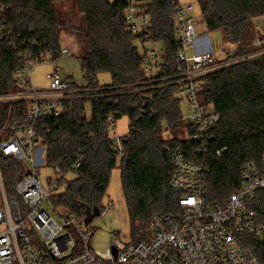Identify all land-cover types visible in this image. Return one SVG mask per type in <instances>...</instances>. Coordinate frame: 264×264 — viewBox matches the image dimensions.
<instances>
[{
  "label": "trees",
  "instance_id": "16d2710c",
  "mask_svg": "<svg viewBox=\"0 0 264 264\" xmlns=\"http://www.w3.org/2000/svg\"><path fill=\"white\" fill-rule=\"evenodd\" d=\"M54 1L58 0H0V20L12 32L11 39L0 35V96L16 91L13 76L21 64V51L30 50L34 57L50 54L53 62L63 58ZM141 1L152 16L153 39L165 45L164 61L170 67L164 78L172 79L180 47L174 35L172 6L162 0ZM78 2L88 27L89 51L80 60L88 82L84 89L90 92L66 101L59 127L51 134L42 133V139L47 147L48 168L67 173L70 162L81 151L85 162L66 193L53 198V202L82 220L86 218V207H97L101 214L106 210L101 201L118 157L109 141L107 117L115 114L120 120L127 116L131 133L123 140L122 181L132 239L138 243L149 239V223L154 216L178 210V198L169 186L173 167L164 147L171 144L193 152L195 145L184 138L193 135L194 130L182 121L176 79L171 83L160 77L153 85L145 84L140 43L126 30V0ZM198 3L209 32L219 31L225 45L236 49L234 54H226L234 61L212 75L201 95L203 103L211 105L220 117L212 130L214 149L225 151L220 157L215 151L206 157L193 155L194 161L205 162L208 167L209 205L224 207L240 188L241 167L247 162L261 164L264 156V44L256 49L245 48L254 38V21L264 18V0ZM101 73L111 75L109 84H100ZM111 99L116 100L114 105L108 104ZM88 103L92 106L90 120L86 117ZM0 109L1 119L5 109ZM163 122L173 136L170 142L164 138ZM1 166L7 190L14 193L25 169L9 158H2ZM251 208L264 226V191L257 193ZM247 239V247L264 264V238Z\"/></svg>",
  "mask_w": 264,
  "mask_h": 264
},
{
  "label": "built area",
  "instance_id": "2783aa9c",
  "mask_svg": "<svg viewBox=\"0 0 264 264\" xmlns=\"http://www.w3.org/2000/svg\"><path fill=\"white\" fill-rule=\"evenodd\" d=\"M162 1L172 6L174 35L180 45L172 79L164 78L170 66L164 61L160 42L152 37V16L145 11L141 0H126L125 21L127 32L139 43L153 44L150 49L144 47L142 53L145 84L153 85L160 77L164 78L163 82L173 83L176 79V96L190 112L182 121L194 133L184 140L193 143L195 150L187 152L184 147L171 144L164 147L173 167L169 186L178 198V210L154 216L149 223L148 240L114 241L105 254L91 249L94 233L90 225L86 226L84 220L69 209L56 207L53 202L57 192L68 189L67 178L83 166L84 152L76 153L67 173L49 168L53 176L43 179L39 175L41 165L48 167L42 133L51 134L59 127L58 119L66 101L90 91L84 89V84L67 79L57 71L47 74V88L38 87L33 72L36 67L52 63V56L34 57L30 50H24L19 53L21 64L13 76L16 91L0 96V107L5 109L0 119V264H261L257 253L247 247V238H264V226L251 208L257 193L264 191V156L261 164L247 162L241 167L240 188L231 194L224 207L209 205L208 167L205 162L193 160V155L214 154L212 130L220 117L211 105L203 103L201 95L212 75L230 63L218 66L222 62L216 52L218 47L210 34H200L201 28L209 30L204 19L195 15L193 4ZM11 34L0 20L1 37L11 39ZM260 43L264 44V37ZM11 45L17 49L14 43ZM61 52L63 58L73 57L63 42ZM220 53L228 54L223 50ZM115 103V99L108 101V104ZM107 129L113 149L118 151V156L124 155L123 140L130 137V126L127 135H119L118 120L115 114H110ZM167 129L166 125L164 131ZM172 139V135L165 138L168 142ZM224 151L215 153L220 157ZM2 158L13 159L25 169L14 193L5 185ZM112 208L108 203L107 210ZM72 227L80 233L82 245L72 237ZM113 249L117 250L116 258Z\"/></svg>",
  "mask_w": 264,
  "mask_h": 264
},
{
  "label": "rangeland",
  "instance_id": "374dc122",
  "mask_svg": "<svg viewBox=\"0 0 264 264\" xmlns=\"http://www.w3.org/2000/svg\"><path fill=\"white\" fill-rule=\"evenodd\" d=\"M114 1V0H111ZM182 4H193L195 6V15L200 18V6L198 0H180ZM53 7L57 11L58 15V30L61 35V42L67 45L73 54L71 58H61L57 62H52L50 64H45L36 67L33 72V78L38 87L47 88L49 86L47 80V74L51 72H59L63 76H70L73 81H77L81 84H88L86 80V73L82 68L80 58L86 57L89 51V37H88V27L85 16L79 10L78 0H58L54 1ZM203 19V18H202ZM200 21V20H198ZM254 33L252 42H247L248 45L245 46L246 49H256L262 46L259 42L261 38L264 37V18H259L254 21ZM206 27V26H205ZM200 34L206 35L210 34L211 40H214L217 48V55L219 59L223 58L222 62H219L218 66L230 63L234 61V58H229L226 54H221L223 50L225 53L234 54L235 47L226 46L222 34L218 32H207L205 28L200 29ZM164 43L161 41L159 44L160 49L164 48ZM150 49L153 44L146 42L144 45L139 44V50L141 53L145 52V48ZM158 47V45H157ZM220 53V55H219ZM98 80L101 85L109 84L112 77L108 73H101L98 76ZM88 108L89 105H88ZM181 110L183 117L187 118L190 115L185 104H181ZM167 123L163 122V128H166ZM129 131V120L127 116L122 117L118 121V133L121 136H125ZM164 138H170L169 130L164 131ZM123 157H117L116 168L110 173V181L107 192L101 201V206L106 208V210L90 224L89 229L94 232L91 239V249L94 251H99L105 254L110 249L112 242L119 241L122 243H130L134 240L132 239L131 230V220L129 216V209L127 205V199L124 194L123 181H122V162ZM39 175L46 179L48 176H53L51 169L46 167V165H41L39 168ZM75 175L71 176L70 179L67 178L68 183L75 179ZM67 190L57 192L54 195L59 197L60 195L66 193ZM108 203L113 205L112 209L107 210ZM50 209L51 214L56 217V213L51 209V207L46 204ZM64 208V207H63ZM94 230V231H93ZM70 232L75 242L78 245H82V238L80 233L74 227L70 228ZM36 240L38 239L35 238ZM80 251L77 250L76 254Z\"/></svg>",
  "mask_w": 264,
  "mask_h": 264
},
{
  "label": "water",
  "instance_id": "95a60500",
  "mask_svg": "<svg viewBox=\"0 0 264 264\" xmlns=\"http://www.w3.org/2000/svg\"><path fill=\"white\" fill-rule=\"evenodd\" d=\"M100 214H101L100 210L97 207L93 209H91L90 207H86V218L84 219L85 225L89 226L96 217L100 216ZM113 254L114 257L116 258L117 257L116 249H113Z\"/></svg>",
  "mask_w": 264,
  "mask_h": 264
},
{
  "label": "crops",
  "instance_id": "0c3cea01",
  "mask_svg": "<svg viewBox=\"0 0 264 264\" xmlns=\"http://www.w3.org/2000/svg\"><path fill=\"white\" fill-rule=\"evenodd\" d=\"M88 105L90 108H88ZM88 105L86 106V116H87V119L90 120L92 117V106H91V104H88Z\"/></svg>",
  "mask_w": 264,
  "mask_h": 264
},
{
  "label": "bare ground",
  "instance_id": "6f19581e",
  "mask_svg": "<svg viewBox=\"0 0 264 264\" xmlns=\"http://www.w3.org/2000/svg\"><path fill=\"white\" fill-rule=\"evenodd\" d=\"M94 231V230H93Z\"/></svg>",
  "mask_w": 264,
  "mask_h": 264
}]
</instances>
